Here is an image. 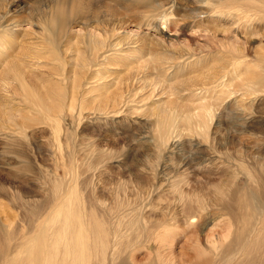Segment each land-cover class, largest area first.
I'll return each instance as SVG.
<instances>
[{
  "label": "rangeland",
  "instance_id": "374dc122",
  "mask_svg": "<svg viewBox=\"0 0 264 264\" xmlns=\"http://www.w3.org/2000/svg\"><path fill=\"white\" fill-rule=\"evenodd\" d=\"M256 1H220L216 6H224L227 13L221 15L208 11V8L200 6L194 0H176L174 7L166 5L168 0H79V10L85 17L82 19H88V26L96 24L99 28V32L96 33L106 40L104 50L96 53L90 52L91 49L76 35L78 30L88 31V26H82L83 24L79 22L80 17L71 19L72 29H67L68 35L62 39L54 37L53 31L43 22L48 15L45 4H48L49 0L0 2V12L2 9L9 11V19L0 27V182L3 184L0 187V242L6 238L2 223L11 224L12 221H17L14 210V202L19 199L17 191L28 184L24 177L16 173L20 172L23 164L17 161L29 159L35 166L38 162L41 168L49 167L50 164L41 154L44 152L42 148L44 150L49 148L48 142L46 145L44 141L50 137V130L46 125L37 123L33 113L37 94L41 91L37 89H43L45 84H55V78L62 70H64L61 72L62 75L67 79L77 77L76 89L81 94L83 102L75 109L79 111L78 106L82 105L86 112L95 111L100 120L93 121L94 117L89 119L87 117L78 122L76 120L78 112L76 115L74 112L73 120L69 124L70 129L73 132H82L83 139L88 136L96 138L93 146L105 153L104 159H108L100 168V175L103 176H100L97 183L98 195L104 200L106 198L107 205L114 206L117 202L121 207L125 205L123 208L126 214L129 207H136L137 204L139 207L138 194L152 186L151 178L146 180L145 176L148 175L140 171L141 166L152 158V148L147 143L145 147L139 149L138 143L137 146H131V149L127 148L131 141L125 133L133 130L132 132L146 136L143 140H151L158 120L163 116L161 108L172 112L171 114L175 112L176 119L183 122L198 119L196 115L202 105L213 101L220 94L215 92L221 91L220 88L214 91L216 83L211 85L209 82L220 75V72L221 75L225 73L227 77L224 79L228 78L229 81L236 78V68L234 66L232 72L230 60L227 59L231 57L220 50L221 41L223 45H227L228 36L234 33L231 30L240 32L238 35L240 39L245 40L243 37H246L239 24L233 22L237 19L236 9L233 7L254 6L253 3ZM159 5L164 7L155 8ZM201 11L204 14L194 16L196 12ZM156 13L159 15L155 16ZM168 13L170 15H165ZM251 24H254V21ZM248 32L249 39L247 45L245 44V52L252 56V53L264 44V26L259 27L256 34L250 29ZM219 61L221 64L218 66ZM9 67H13L14 70L5 73ZM114 93L125 96L132 94L131 99H128L130 102L120 108L118 114L113 113L118 108L111 109V96ZM104 100L107 101V109H110L98 111V106ZM256 101L254 95L249 92L247 95L235 93L230 98L215 102L220 103L216 114H220V110L223 111L222 114L231 110L232 114L255 116L253 126L264 133V114L260 115L264 108V98L262 103ZM177 125L180 129L184 127L182 122ZM180 131L181 135L175 139H181L179 141L185 144L193 139L185 130ZM16 132L25 134L23 147L2 140V135ZM140 136L137 134L136 138ZM26 138L31 145L26 143ZM240 138L231 139L229 149L232 159H237L244 150L250 152L247 160L252 157V150L253 152L256 150L264 157V140L250 139L247 134ZM222 173L223 169L217 165L207 170H194L190 176L193 180L191 185L194 189L202 188L212 192L211 184L218 183L222 179V176H219ZM169 200V195L154 192L150 201L152 209L147 210L148 207H145L142 213L144 219H148L149 225L153 223L155 225L159 219L161 220L164 213L161 211H165ZM205 203H210L211 206L208 214H211L212 222L208 226H204L207 217L203 218L202 215L194 217L196 226L182 218L179 226L171 230L169 235L163 233L155 237V244L145 240L135 242L134 244L140 242L143 244L132 247L131 261L134 260L135 264H146L155 258L156 246L167 247L172 242L170 255L173 259L182 263L180 257L189 258L192 261L186 264H192L195 259L194 248L207 252L209 248L221 246L222 239L223 245H226L230 240L229 235L234 231L231 218H226L230 216L222 214L223 210H220V206L214 200L207 199ZM228 222L231 227L228 226ZM228 227L232 230L230 234L227 231ZM25 233H29L28 230L19 227L16 236ZM207 237L211 239L213 237L215 243L208 245ZM12 243V240H8V244ZM146 243L152 245V250Z\"/></svg>",
  "mask_w": 264,
  "mask_h": 264
},
{
  "label": "bare ground",
  "instance_id": "6f19581e",
  "mask_svg": "<svg viewBox=\"0 0 264 264\" xmlns=\"http://www.w3.org/2000/svg\"><path fill=\"white\" fill-rule=\"evenodd\" d=\"M3 1L14 2V0H0ZM194 1L208 8V11L227 15L224 6H216L223 0ZM175 3L176 0H168L166 5L174 7ZM258 3L262 5L256 6ZM253 4L254 6L233 7L237 15V19L233 22L239 24L246 37H243L245 40L242 38L241 40L238 37L240 32L231 30L234 33L228 38L225 36L228 39L227 45H223L221 41L224 50H220L221 53L231 57L227 59L230 60L228 63L232 72L234 66L236 68V78L229 81L228 78L224 79L227 77L225 73L221 75L220 72L213 81L208 80L210 84L216 83L214 91L217 88L221 91L215 92L220 94L213 101L202 105L196 115L198 119L183 122L176 119L175 112L171 114L172 112L161 108L163 116L158 120L155 133L149 136L151 140H143L146 136L132 132L133 130L125 133L131 141L127 148L131 149L137 146V143L138 149L145 147L146 143L152 148V158H147V163L140 168V171L148 175L145 176L146 180L151 178L152 188L138 194L139 207L138 204L136 207H131L133 209L126 206L132 211L129 213L126 209L128 214H125L123 208L125 205L121 207L118 202L114 206L107 205L106 198L104 200L98 195L97 183L102 175L100 168L106 159H104L105 153L93 146L96 138L88 136L83 139L82 132L77 133L70 129L69 124L73 120L74 112L75 115L78 112L76 118L78 122L87 117L88 119L94 117L93 121L100 120L95 111L86 112L82 105L78 106L79 111L75 109L80 102H83L81 94L76 89L77 77L67 79L62 75L61 72L64 71L62 70L57 74L55 84H45L43 89H37L41 91L37 94L33 113L37 123L46 125L50 130V137L44 141L46 145L48 142L49 148H46L47 151L42 148L44 152H40L50 164L49 167L41 168L38 162L35 166L29 159L17 161L23 164L20 172L16 173L24 177L28 184L17 191L19 199L14 202L17 221H12L11 224L2 223L6 238L0 242V264H133L132 247L143 244V242L134 244L135 242L145 240L155 244V237L163 233L169 235L171 230L179 226L180 219L185 218L187 223L192 224L195 216L202 215L203 218L207 217L204 226H208L212 219L211 214H208L209 208L211 209L210 203H205L207 199L214 200L220 206V210H223L222 214L230 216L226 218H231L234 231L228 227V234L232 232L226 245H223L221 238L222 241L219 239L221 246L215 244L217 246L209 248L207 252L194 248L195 259L192 264H240L241 262V264H264V157L256 150L255 152L252 150V157L247 160L250 152L240 149L242 151L240 156L232 159L229 149L231 139L235 137L241 139L240 136L247 134L250 139L264 140V133L253 126L255 116L232 114L231 110L224 114L220 110L222 115H217L216 111L220 103H215L230 98L235 93L247 95V92L254 95L256 103L263 101L264 44H261L252 56L245 52L249 29L256 34L259 27L264 26L262 25L264 21H261L264 20V0H257ZM79 5V0H49L48 4H45L48 15L43 22L53 31L54 37L62 39L68 35L67 29H72L71 19L76 17H80L79 22L83 24L82 26H88V19H82L85 17L82 16ZM163 7L164 5H159L155 8ZM169 13L165 15H170ZM8 14L9 11L3 9L0 12V27L6 19H9ZM202 14H204L202 11L196 12L194 16ZM252 21L254 24H251ZM96 31L99 32L96 24L94 26L89 24L88 31L76 32L92 53L104 50L103 48L106 47L105 38ZM261 47H263L262 51H260ZM217 63L218 66L221 64L220 61ZM224 66L225 64L222 68ZM11 69L14 70L13 67H9L5 73ZM239 74L243 76L238 77ZM131 95L112 94L111 109L118 108L113 112L114 114H118L120 108L130 102L128 99H131ZM106 104L107 101L104 100L98 106V111L110 109H107ZM262 110L260 115L264 114V108ZM180 122L184 126L181 129L193 137L187 144L179 141L181 139H175L176 136L181 135L180 126L177 125ZM137 134L141 135L140 138H136ZM2 136L3 142L6 143L14 142L21 147L25 143V134L20 132ZM26 143L31 145L28 138ZM213 165L223 169V173L219 175L222 176L220 183L211 184L212 192L202 188L194 189L191 185L193 181L190 177L191 173H194V170H207ZM2 186L0 182V187ZM155 191L169 195L170 200L165 211H161L164 212L161 220L159 219L155 225L154 223L149 225L148 219L145 220L142 213L145 207H148L147 210L152 209L150 201ZM227 224L230 226L229 222ZM19 227L28 230L29 233L16 236ZM212 239L207 237L206 243L208 245L215 243ZM8 240H12L13 243L8 244ZM171 245L156 246L155 258L148 259L146 264H186L192 261L180 257L182 261L180 263L173 259L170 255ZM147 246L152 250V245Z\"/></svg>",
  "mask_w": 264,
  "mask_h": 264
}]
</instances>
